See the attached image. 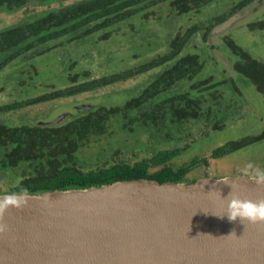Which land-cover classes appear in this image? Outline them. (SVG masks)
Instances as JSON below:
<instances>
[{
	"label": "trees",
	"instance_id": "16d2710c",
	"mask_svg": "<svg viewBox=\"0 0 264 264\" xmlns=\"http://www.w3.org/2000/svg\"><path fill=\"white\" fill-rule=\"evenodd\" d=\"M68 0H0V12L13 13L25 10L29 4L49 6ZM216 0H80L58 8H50L34 17L0 30V72L21 57L41 55L58 45H49L65 36L74 38L88 36L101 30L131 22L135 16L149 11L150 17L156 8L168 4L171 13L181 15L198 11ZM255 0H241L227 15L212 18L206 24L204 39L212 28L225 21L243 7ZM154 10V11H153ZM152 11V12H150ZM264 29V21L252 25ZM197 27L184 34L175 33L167 49L154 55L147 62L119 73L78 83V75H69L71 85L63 90L51 92L24 102H12L0 106V113H6L50 101L60 97L93 92L107 86L131 80L153 69L168 66L146 85L135 97L123 105L114 107H91L81 114L61 121L56 125L29 124L9 127L0 123V176L12 179L6 192L15 190L17 184L26 186L35 194L52 191L82 190L110 185L117 181L154 180L159 183L192 184L186 176L200 166H207V159L195 158L172 169L167 166L177 158L181 149H163L153 152L129 164L122 162L96 163L81 152L95 138L109 133L130 134L144 131L156 134L184 125L187 121L206 123L210 126L211 114L226 111L230 104L223 106L225 96L219 87L231 85L213 76L199 79L204 64L199 56L186 45ZM105 34L104 37H108ZM242 59L233 68L250 80L255 89L264 97V63L254 60L240 48L233 46ZM185 55H181L183 51ZM88 75V73L86 74ZM236 92V86L233 85ZM224 107V108H223ZM214 110L217 112L215 113ZM209 118V119H208ZM213 125V129L223 126ZM116 127L114 130L113 128ZM264 139V134L239 141L229 142L216 149L210 157L224 155ZM156 168L150 173V169Z\"/></svg>",
	"mask_w": 264,
	"mask_h": 264
},
{
	"label": "rangeland",
	"instance_id": "374dc122",
	"mask_svg": "<svg viewBox=\"0 0 264 264\" xmlns=\"http://www.w3.org/2000/svg\"><path fill=\"white\" fill-rule=\"evenodd\" d=\"M76 1L80 0L44 7L29 4L25 10L0 12V30L17 25L44 10ZM240 1L216 0L202 7L198 13L181 15L171 13L168 4H164L153 10L150 17L144 16L149 13L145 11L118 27L78 38L68 35L51 42L49 45L58 46L38 56L21 57L0 72V106L63 90L71 85L69 75H78V83H83L134 68L163 53L176 32L184 34L188 29L197 27L198 31L191 35L186 45L193 48L192 52L204 64L199 79L211 75L219 82L231 80V85L219 87L220 93L225 96L223 106L231 103L228 110L211 114L210 126L187 121L184 125H177L176 129L173 127L165 132L157 130L156 134L142 132L144 129L130 134H105L95 138L80 155L88 156L92 162L99 164L119 161L133 164L148 158L153 152L179 148L180 155L167 164L172 169L176 170L195 158L207 159V166H200L186 176L189 181L243 176L248 163L264 168V139L248 143L221 158L210 157L216 149L229 142L264 134V97L248 78L233 68L235 63L242 62L233 46L264 63V29L252 26L264 21V0H255L232 16H227L224 22L212 28L205 39L203 36L210 19L227 15ZM108 33L109 36L104 37ZM185 54L184 50L181 55ZM167 67L153 69L131 80L93 92L60 97L0 113V123L9 127L48 124L62 115H65L62 121L68 119V115H79L87 106L110 108L123 105ZM233 85L236 92L234 89L231 91ZM219 121V126L223 127L213 129V125L219 124ZM156 170L152 168L149 172ZM14 183L12 179L0 176V192H6Z\"/></svg>",
	"mask_w": 264,
	"mask_h": 264
},
{
	"label": "water",
	"instance_id": "95a60500",
	"mask_svg": "<svg viewBox=\"0 0 264 264\" xmlns=\"http://www.w3.org/2000/svg\"><path fill=\"white\" fill-rule=\"evenodd\" d=\"M228 178L139 179L35 194L41 198L7 212L0 264H264V223L213 215H223L227 205L206 194L216 189L226 198L234 183L242 197L255 200L264 198V187L244 176ZM233 231L237 237H221Z\"/></svg>",
	"mask_w": 264,
	"mask_h": 264
},
{
	"label": "clouds",
	"instance_id": "9594fccd",
	"mask_svg": "<svg viewBox=\"0 0 264 264\" xmlns=\"http://www.w3.org/2000/svg\"><path fill=\"white\" fill-rule=\"evenodd\" d=\"M242 175L252 181H255L258 187H264V168H260L253 163H248L246 164ZM223 181L227 183L229 182V178L225 177ZM231 188L232 191L226 198H223L221 192L216 189L206 193L207 195H218L226 202L227 205L226 211L223 215H219L217 213L212 214L221 218H223V216L226 214L230 221H236L239 218L242 223H264V198H257L254 200L251 198L242 197L236 191V185L234 183H231ZM40 198L41 197L39 196L33 195L29 189L22 184H17L15 190L9 191L8 193L0 196V234H3L8 230V225L5 223V216L10 209L15 208L17 210H23L28 206L30 199ZM203 235L212 236L211 234ZM233 235L237 237L235 231L221 237H231Z\"/></svg>",
	"mask_w": 264,
	"mask_h": 264
},
{
	"label": "flooded vegetation",
	"instance_id": "af4514ba",
	"mask_svg": "<svg viewBox=\"0 0 264 264\" xmlns=\"http://www.w3.org/2000/svg\"><path fill=\"white\" fill-rule=\"evenodd\" d=\"M226 110H228V109H226ZM222 112H223V111H222ZM224 112H225V111H224ZM208 119H209V118H208ZM204 124H205L206 126H209V125H207V122H206V123L204 122Z\"/></svg>",
	"mask_w": 264,
	"mask_h": 264
}]
</instances>
